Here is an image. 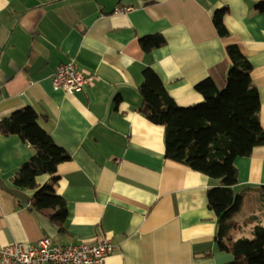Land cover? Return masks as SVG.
Returning a JSON list of instances; mask_svg holds the SVG:
<instances>
[{
	"label": "crops",
	"instance_id": "obj_1",
	"mask_svg": "<svg viewBox=\"0 0 264 264\" xmlns=\"http://www.w3.org/2000/svg\"><path fill=\"white\" fill-rule=\"evenodd\" d=\"M255 0H0V119L31 106L41 125L70 158L58 165L55 190L67 207L63 229L32 208L34 189L13 177L31 155L17 134L0 133V246L94 243L108 237L117 248L105 264H226L217 247V218L207 190L219 184L165 157L164 127L140 111L142 70L152 67L180 106L202 100L195 85L211 77L221 88L236 44L252 65L264 130V13ZM132 7L130 11L116 8ZM225 8L229 31L219 36L214 12ZM160 34L164 43L145 52L139 39ZM73 59L94 75L92 85L68 93L51 76ZM245 193L241 209L264 205V144L234 160ZM48 174L36 177L39 186ZM258 200L260 202H258ZM248 203V204H247ZM259 204V205H258ZM260 211V213H258ZM238 213V212H237ZM241 225V224H240ZM251 226L252 224H245ZM264 225V224H262Z\"/></svg>",
	"mask_w": 264,
	"mask_h": 264
},
{
	"label": "trees",
	"instance_id": "obj_2",
	"mask_svg": "<svg viewBox=\"0 0 264 264\" xmlns=\"http://www.w3.org/2000/svg\"><path fill=\"white\" fill-rule=\"evenodd\" d=\"M254 9L264 13V0H255ZM226 9L214 12L213 22L219 36L229 31L223 22ZM145 52L162 45L160 34L139 39ZM231 61L225 84L219 88L211 77L195 85L202 100L191 106H180L168 94L155 70L146 66L138 93L142 103L139 111L152 123L164 127L165 157L187 165L219 184L207 190L208 207L217 218V247L229 252L232 260L226 264H264V225L249 216L239 223L234 215L243 206L245 193L235 192L238 171L234 160L248 156L255 146L264 144L260 125V99L252 83V65L236 44L226 45ZM0 133L17 134L29 144L31 155L13 177L18 187L34 189L32 208L63 229L67 215L64 198L55 190L58 165L70 158L41 125L39 114L31 106L13 111L0 119ZM48 174L50 181L39 186L36 177ZM264 203V185L259 191ZM252 224L251 237L240 235V224Z\"/></svg>",
	"mask_w": 264,
	"mask_h": 264
},
{
	"label": "built area",
	"instance_id": "obj_3",
	"mask_svg": "<svg viewBox=\"0 0 264 264\" xmlns=\"http://www.w3.org/2000/svg\"><path fill=\"white\" fill-rule=\"evenodd\" d=\"M132 7L116 8L130 11ZM54 89L73 93L93 84L94 75L71 59L60 63L51 76ZM117 247L108 237L94 243H56L45 236L36 243L13 242L0 246V264H105V258Z\"/></svg>",
	"mask_w": 264,
	"mask_h": 264
},
{
	"label": "rangeland",
	"instance_id": "obj_4",
	"mask_svg": "<svg viewBox=\"0 0 264 264\" xmlns=\"http://www.w3.org/2000/svg\"><path fill=\"white\" fill-rule=\"evenodd\" d=\"M236 192H238V191H236ZM249 194H251L250 195V204H252L251 206H249V205H246L243 209H241L238 213H236V216L237 217H242V216H246V215H248V214H251V213H254V212H257L256 210H258V207L256 206V199H254L253 198V196L255 197V195H253V193H249ZM259 195V194H258ZM258 198L260 197V195L259 196H257ZM258 202H260L259 200H258ZM261 202H262V205H264V203H263V200L261 199ZM248 204V203H247ZM259 205V204H258ZM262 207H264V206H262ZM264 209V208H263ZM264 211V210H263ZM258 213H260V211H258ZM261 223L262 224H264V215H263V219H262V221H261ZM238 231H239V234L240 235H244V236H248V237H251V226L249 225H240L239 227H238Z\"/></svg>",
	"mask_w": 264,
	"mask_h": 264
}]
</instances>
